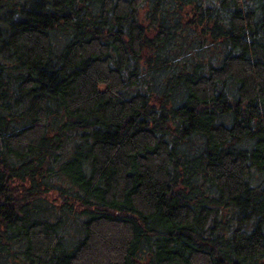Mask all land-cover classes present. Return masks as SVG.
I'll return each mask as SVG.
<instances>
[{
	"label": "trees",
	"instance_id": "trees-1",
	"mask_svg": "<svg viewBox=\"0 0 264 264\" xmlns=\"http://www.w3.org/2000/svg\"><path fill=\"white\" fill-rule=\"evenodd\" d=\"M0 264H264V0H0Z\"/></svg>",
	"mask_w": 264,
	"mask_h": 264
}]
</instances>
